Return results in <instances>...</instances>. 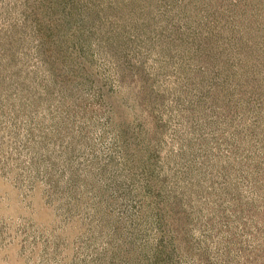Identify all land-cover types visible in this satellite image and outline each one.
<instances>
[{"label": "rangeland", "instance_id": "374dc122", "mask_svg": "<svg viewBox=\"0 0 264 264\" xmlns=\"http://www.w3.org/2000/svg\"><path fill=\"white\" fill-rule=\"evenodd\" d=\"M0 264H264V0H0Z\"/></svg>", "mask_w": 264, "mask_h": 264}]
</instances>
